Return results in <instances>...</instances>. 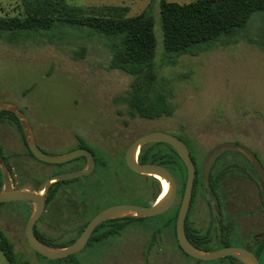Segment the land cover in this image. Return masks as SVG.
I'll use <instances>...</instances> for the list:
<instances>
[{
	"label": "rangeland",
	"instance_id": "rangeland-1",
	"mask_svg": "<svg viewBox=\"0 0 264 264\" xmlns=\"http://www.w3.org/2000/svg\"><path fill=\"white\" fill-rule=\"evenodd\" d=\"M167 1L185 4L196 0ZM66 2L85 7L127 5L130 16L153 4L156 67L161 79L158 87L175 91L173 102L178 108L171 116L132 119L122 97L130 90L133 78L111 69L107 40L86 28L58 25L51 31L24 32L12 42L0 40V110L14 114L27 140H34L46 154L64 156L87 149L96 163L106 164L104 170L98 168L94 174L62 184L57 200L38 220V230L55 247H67L77 239L83 221H91L106 208L152 206L157 184L146 180L152 188L150 195L145 179L125 164L128 147L148 133L162 132L182 139L198 163L210 150L235 143L253 151L264 165V12L256 13L234 42L222 40L209 51L170 60L165 54L160 0ZM23 13L21 0H0V16ZM217 163L219 171H229L222 185L223 214L233 222L237 236L228 244L250 249L264 264V251L259 252L253 243L264 234V204L254 168L236 149L217 152L205 174ZM53 167L64 173L80 170L78 162L51 166L31 157L17 129L0 122L3 190L36 192L54 173ZM162 193L163 187L160 196ZM83 197L89 199L88 212L77 216L74 209L83 206ZM214 199L208 190L196 195L194 213L189 217L193 226L204 232L213 228L215 238L200 245L206 251L224 248L219 239L223 214L217 212ZM31 209L27 202L0 204V229L13 241L19 264H242L230 258L199 261L186 256L173 229L165 227L174 207L156 217L132 220L119 235L88 245L69 259H44L25 236ZM0 264H10L1 249Z\"/></svg>",
	"mask_w": 264,
	"mask_h": 264
},
{
	"label": "trees",
	"instance_id": "trees-1",
	"mask_svg": "<svg viewBox=\"0 0 264 264\" xmlns=\"http://www.w3.org/2000/svg\"><path fill=\"white\" fill-rule=\"evenodd\" d=\"M21 2L24 9L23 15L0 16V40L6 39L12 42L24 32L39 33L51 31L58 25L86 28L88 31L107 40L111 51V69L119 70L133 78L130 90L125 97H122V100L128 105L129 115L132 119L143 118L152 120L171 116L177 111L178 106L173 102L175 91L170 93L158 87L161 79L156 67L158 42L155 33L156 18L152 14L153 4L140 14L130 16V9L127 5L85 7L71 5L66 0H21ZM259 12H264V0H196L185 4L160 0L165 54L170 60H173L175 57L198 55L209 51L222 40L234 42L240 32L249 25L253 16ZM164 80L166 79L162 81ZM167 82L169 83V81ZM0 122H8L17 129L28 154L35 158L29 148L21 121L10 111L0 110ZM3 159L5 160L4 157ZM193 160L197 167L193 198L200 193L201 189H209L215 198L214 202H216L217 212L219 211L223 214L224 201L219 190L225 182L229 171H218L216 166H213L203 176L201 168L204 161L198 163L194 157ZM72 162H78L79 169H85L88 164L85 157L75 159ZM139 162L163 165L175 176L179 185L177 195L179 203L173 206L175 208L173 216L166 221L165 227L173 229L178 247L186 256H189L180 247L176 234L177 216L188 175L184 162L177 151L166 143H150L143 146L139 155ZM7 165L10 167L8 163ZM98 168L104 170L106 164L97 163L93 174ZM254 171L256 173L255 169ZM56 174H59V172H56ZM3 176V172H0V192L4 189ZM142 177L145 182L148 179L152 183L157 184V192L151 198L153 205L161 194L162 184L155 177ZM68 182L59 181L51 185L47 195V208L57 200L58 195L62 191V184ZM146 186L151 195L152 188L147 182ZM260 194L263 203L262 193L260 192ZM82 201L83 206L74 209L77 216H82L88 212L89 199L83 197ZM189 217L186 223V232L193 244L201 248L200 245L202 243L215 238L216 235H213V229L204 232L194 227ZM144 219L148 218L129 217L107 221L95 230L88 245L119 235L128 227L132 220ZM89 222L90 220L88 219L83 221L79 227L77 238ZM220 222L223 234H221L219 239L224 243V247H228L230 246L228 241L235 237L233 222L228 220L225 214L222 215ZM35 232L41 242L49 246H56L51 239L38 230L37 225L35 226ZM158 232L159 230L156 234ZM0 239V249L8 262L10 264H19L13 241L1 229ZM75 240L66 246L71 245ZM253 243L258 246L259 252L264 251V240H254ZM153 246L154 244L151 242L150 247L152 248ZM34 252L40 257L47 259L35 250ZM256 255L258 256V254ZM73 256L75 255L66 259ZM227 258L240 262L234 257Z\"/></svg>",
	"mask_w": 264,
	"mask_h": 264
},
{
	"label": "water",
	"instance_id": "water-1",
	"mask_svg": "<svg viewBox=\"0 0 264 264\" xmlns=\"http://www.w3.org/2000/svg\"><path fill=\"white\" fill-rule=\"evenodd\" d=\"M150 143H166L171 145L177 151L187 168L188 175L186 188L180 204L176 222L177 240L183 251L190 257L199 261H214L222 258L234 257L242 264H261L258 256L246 247L228 246L215 251H206L197 247L189 239L186 232V223L192 204L194 185L197 177V168L188 145L182 139L162 132H151L133 141L126 151L125 162L127 167L138 175L151 176L157 178L158 180H166L169 184V191L167 195L162 199L159 198L152 206L149 207L122 204L104 209L91 219L79 237L67 247H54L44 244L37 237L35 226L46 210L47 195L53 183L84 178L91 175L95 171L97 163L95 156L91 151L87 149H78L64 156H52L46 154L34 140L31 142L28 141L32 154L36 159L43 163L60 165L85 157L88 160L89 168L53 175L45 180L36 192L20 189L10 191L2 190L0 192V204L15 201L29 203L32 209L31 215L25 227V236L31 248L47 259L60 260L68 258L84 250L89 244L95 230L107 221L129 217H156L166 213L171 209V207H173L178 195V182L173 173L160 164L139 162V155L142 147ZM227 149H236L242 152L251 162L260 180L264 203V165L254 152L247 147L235 143H225L210 150L209 153H207L202 165V175L204 176L206 168L210 164L214 155L219 151ZM260 240H264V234L256 241Z\"/></svg>",
	"mask_w": 264,
	"mask_h": 264
},
{
	"label": "flooded vegetation",
	"instance_id": "flooded-vegetation-1",
	"mask_svg": "<svg viewBox=\"0 0 264 264\" xmlns=\"http://www.w3.org/2000/svg\"><path fill=\"white\" fill-rule=\"evenodd\" d=\"M190 152H191V151H190ZM191 155H192V154H191ZM244 157L248 160V158H247L245 155H244ZM192 158H193V157H192ZM73 161H74V160H73ZM87 161H88V160H87ZM248 161H249V160H248ZM71 162H72V161H71ZM249 162H250V161H249ZM68 163H70V162H68ZM250 163H251V162H250ZM60 165H64V164H60ZM251 165H252V164H251ZM213 166H216V169L219 171L218 163H217L216 165H212L211 167H213ZM252 166H253V165H252ZM211 167H210V168H211ZM196 168H197V167H196ZM253 168H254V167H253ZM53 169H54V167H53ZM85 169H86V168H85ZM80 170H82V169H80ZM201 172H202V168H201ZM59 173H60V172H59ZM61 173H64V172H61ZM256 173H257V172H256ZM55 174H56V170L54 169V173H53L51 176H53V175H55ZM256 175H257V177H258V174H256ZM51 176H50V177H51ZM50 177H49V178H50ZM258 179H259V177H258ZM259 183H260V180H259ZM260 187H261V186H260ZM205 190H208V191L210 192L209 189H207V188H203V189L200 190V193L203 192V191H205ZM219 191L222 193V191H223L222 187L220 188ZM200 193H199V194H200ZM261 193H262V192H261ZM199 194H198V195H199ZM193 200H195V198L192 199V204H191V207H190V211H189V215H188V217H189L191 214L194 213V208H195V207L193 206ZM263 204H264V203H263ZM46 209H47V206H46ZM45 212H46V210H45ZM45 212H44V213H45ZM213 215H215L214 212H213ZM225 216L227 217L226 214H225ZM215 218H216V216H215ZM213 219H214V218H213ZM216 220H217V219H216ZM228 220H229V218H228ZM217 221H218V220H217ZM210 229H213V228H212V227L207 228V231L210 230ZM215 229L217 230V229H218V226L215 227ZM235 231H236V230H234V235L237 236V235H236L237 232H235ZM238 236H239V235H238ZM245 238H246V237H245ZM247 238H249V237H247ZM256 240H257V239H256ZM256 240H255V241H256ZM253 241H254V240H253Z\"/></svg>",
	"mask_w": 264,
	"mask_h": 264
},
{
	"label": "bare ground",
	"instance_id": "bare-ground-1",
	"mask_svg": "<svg viewBox=\"0 0 264 264\" xmlns=\"http://www.w3.org/2000/svg\"><path fill=\"white\" fill-rule=\"evenodd\" d=\"M162 184V187H163V193L162 195L160 196V199H162L163 197H165L169 191V184L166 180H159Z\"/></svg>",
	"mask_w": 264,
	"mask_h": 264
}]
</instances>
